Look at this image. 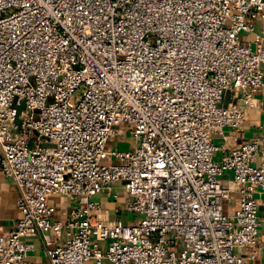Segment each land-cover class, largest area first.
I'll list each match as a JSON object with an SVG mask.
<instances>
[{
    "label": "built area",
    "instance_id": "built-area-1",
    "mask_svg": "<svg viewBox=\"0 0 264 264\" xmlns=\"http://www.w3.org/2000/svg\"><path fill=\"white\" fill-rule=\"evenodd\" d=\"M261 19L264 0H0V176L21 212L0 264H31L38 235L51 264L256 259L264 132L220 159L214 139L264 108ZM123 124L139 144L109 148ZM117 183L135 224L93 199Z\"/></svg>",
    "mask_w": 264,
    "mask_h": 264
},
{
    "label": "crops",
    "instance_id": "crops-1",
    "mask_svg": "<svg viewBox=\"0 0 264 264\" xmlns=\"http://www.w3.org/2000/svg\"><path fill=\"white\" fill-rule=\"evenodd\" d=\"M264 22L259 20L257 32H260ZM246 40L253 39L252 35L244 34ZM227 94L224 104L231 102ZM260 99L264 101V88L258 93ZM128 131L125 137L130 134L128 128L121 127ZM264 132V108L258 107L249 113L244 124L239 130L227 129L224 134L216 135L220 147V151L217 153V158L220 159L224 150L236 149L242 146L245 142H248ZM118 137V136H115ZM115 137H112L111 140ZM111 140L109 142V148L111 147ZM114 147H118L115 145ZM130 150V149H129ZM262 158L257 159V164L261 163ZM19 195L18 187L8 178L0 176V236L11 231L15 223L20 219L21 212L18 209L17 199ZM128 195L123 184H114L112 186V193L104 192L96 195L93 199L100 203L104 208L103 216L110 221L122 219L127 224H135L139 220V216L135 213L128 212L126 210V201ZM256 198L259 204V213L261 217H264V193H256ZM56 203L58 212L56 219L66 220L69 216V208L71 198L69 197H56L53 199ZM239 195L235 193L232 199L225 204V211L229 215H233L239 207ZM262 241L258 250L256 259L248 260V264H264V224L261 230ZM56 244L62 243L63 239L57 238L52 235ZM27 241L33 245L32 250L29 252V260L31 264H51L50 256L48 255V247L45 245L40 235L28 238ZM240 255L248 257L250 249H238ZM88 264H98L91 260ZM102 264H111L109 260H104Z\"/></svg>",
    "mask_w": 264,
    "mask_h": 264
},
{
    "label": "rangeland",
    "instance_id": "rangeland-1",
    "mask_svg": "<svg viewBox=\"0 0 264 264\" xmlns=\"http://www.w3.org/2000/svg\"><path fill=\"white\" fill-rule=\"evenodd\" d=\"M122 126L128 128V130H131V126L129 124H123ZM214 141L217 145H219L217 139H214ZM135 144L137 146L139 143L135 140V138H133L132 135H128L125 137L118 136L111 140V147L117 145L122 150L133 149L135 147Z\"/></svg>",
    "mask_w": 264,
    "mask_h": 264
}]
</instances>
